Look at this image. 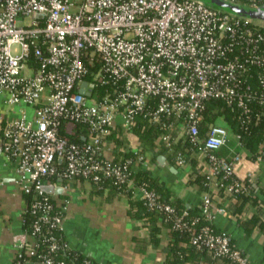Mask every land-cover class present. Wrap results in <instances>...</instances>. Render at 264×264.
<instances>
[{
  "label": "built area",
  "instance_id": "obj_1",
  "mask_svg": "<svg viewBox=\"0 0 264 264\" xmlns=\"http://www.w3.org/2000/svg\"><path fill=\"white\" fill-rule=\"evenodd\" d=\"M257 19L201 0H0V95L8 105L33 108L0 122V152L16 162L17 181L29 195L30 226L17 239L16 258L78 264L57 258L61 249L73 250L63 236L67 200L58 202L44 185L84 179L99 188L105 180L132 187L145 207L187 232L192 245L214 259L250 264L212 223L226 210L212 190L233 195L250 187L235 174L241 155L219 153L232 129L213 122L202 136L200 127L212 99L243 114L252 101L264 105V87L251 82L256 77L264 86V24ZM139 120L160 131L155 144L178 167L193 174L190 159L203 163L208 189L197 215L177 213L146 180L135 179L153 167L141 144L130 143L121 159L105 153L113 129L133 131ZM256 159L264 161V152ZM202 218L208 223L199 226Z\"/></svg>",
  "mask_w": 264,
  "mask_h": 264
},
{
  "label": "crops",
  "instance_id": "obj_2",
  "mask_svg": "<svg viewBox=\"0 0 264 264\" xmlns=\"http://www.w3.org/2000/svg\"><path fill=\"white\" fill-rule=\"evenodd\" d=\"M23 110L28 114L33 112V108L26 104L8 105L0 95V122L16 118ZM115 134L122 138L120 146ZM130 143L142 145L153 165L150 174L180 197L193 214H198L202 196L206 192L197 181L199 169L204 171L200 159L196 158L197 163L192 166L193 174H190L189 168H181L171 163L168 153L166 155L160 152L163 147L155 144L153 151L158 153V157L164 155L165 160L160 162L158 157L154 160L153 153L146 150L135 130L127 131L121 124L107 138L105 153L116 159L124 158L128 154ZM261 147L264 150V143ZM219 153L227 158H232L236 153L241 155L234 165L235 174L250 184L253 195L261 203L249 202L242 214L238 215L235 213L238 200L234 196L227 193L220 195L212 190L214 203L226 209L223 213H217L212 223L217 230L227 231L231 235L234 243L248 257L250 264H264V229L256 225L247 230L240 220V217L257 214L264 221V161L250 157L249 150L237 138L234 129L232 139ZM17 180L16 162L0 152V264H14L18 252L17 239L25 231L27 197ZM52 184L54 187H63L65 184L70 186L67 190L63 189L62 193L53 192L52 195L58 202L67 200L63 236L71 249L100 264H167L170 229L163 225L161 242L158 245L153 244L149 229L128 212V195L112 191L109 187L99 188L84 179H57ZM133 198L139 199L135 195ZM157 221L162 223L160 218ZM24 264L42 263L26 260ZM189 264L232 263L216 259L213 263L202 260Z\"/></svg>",
  "mask_w": 264,
  "mask_h": 264
},
{
  "label": "trees",
  "instance_id": "obj_3",
  "mask_svg": "<svg viewBox=\"0 0 264 264\" xmlns=\"http://www.w3.org/2000/svg\"><path fill=\"white\" fill-rule=\"evenodd\" d=\"M253 86L257 89L264 87L261 85L256 77L251 80ZM251 109L250 113L243 114L242 110L237 107L230 106L226 104L223 100L220 99H212L210 100L205 108L203 114V120L201 123V135L205 136L207 133L208 126L215 122L219 116H222L225 120L227 127L234 129L236 134L239 135V139L241 143L249 150L250 157L256 158L259 154H261L264 150L262 149V144L264 143V105L259 103V101H252L249 104ZM81 127H77V131H79ZM135 132L138 134L140 140L143 141L144 147L146 150H150L153 155L152 159L158 157V153L153 151L155 146V139L160 131L154 126L148 125L145 121L139 120L138 124L134 128ZM116 136L117 144L121 145L122 138L121 136ZM73 140L81 141V137L72 136ZM161 153H168L170 162L175 164L174 155L170 153L166 148H163ZM128 155V154H127ZM192 166L197 163V159L192 157L190 159ZM176 165V164H175ZM199 175L197 181L199 182L202 190H207L208 188L204 185V174L201 169H199ZM135 179L138 181L146 180L150 188L156 190L160 196L170 202L176 209L177 213L181 214L183 211H188L190 216H194L193 211L187 208L185 202L173 192L166 187V185L160 183L157 179H155L149 170L140 171L136 174ZM57 180V179H56ZM55 181V180H54ZM105 187H109L110 190L115 191L117 193H125L130 198V204L128 212L132 217H135L143 223V225L149 229L151 241L153 244L158 245L161 242V227L164 225L170 229V240L168 243V259L167 264H189L191 262H200L205 261L208 263H213L214 259L212 254L207 249H199L196 246L190 243V237L187 232L182 231L180 229H176L173 227V223L171 221L164 220L163 216L159 213L149 210L145 207L144 202L139 199L133 198L132 188L127 185H118L113 182L105 180L103 182ZM97 186V185H96ZM218 194L224 195L226 192L223 188L217 191ZM234 198L238 200V205L235 209V213L241 215L244 211L245 206L252 202L254 204H260V200H258L252 193V190H244L240 193L233 194ZM27 200H29V195L26 196ZM142 206V208H141ZM197 215V214H196ZM158 218H160L162 223H158ZM242 225L250 230L254 228V226L258 225L264 229V221L257 214H254L250 217H240ZM31 218L28 214H25V229H29ZM208 221L205 218H202L199 222V226L207 224ZM184 242L185 244H182ZM232 242H234L232 240ZM40 251H45L46 247L43 245L39 248ZM57 258L64 259L66 261L76 259L78 264H84L86 255L82 254L79 251L61 249ZM36 257H33V260H36ZM226 262H230L228 259H222ZM26 261V256L22 255L15 259L14 264H24ZM92 264H100L99 262L92 260Z\"/></svg>",
  "mask_w": 264,
  "mask_h": 264
},
{
  "label": "water",
  "instance_id": "obj_4",
  "mask_svg": "<svg viewBox=\"0 0 264 264\" xmlns=\"http://www.w3.org/2000/svg\"><path fill=\"white\" fill-rule=\"evenodd\" d=\"M204 3L217 7L232 13L239 14L244 17H250V18H258L264 20V4L257 8H249L243 5H239L237 3L229 2L226 0H201ZM42 16V15H39ZM86 84V83H85ZM83 92V90H82ZM158 160L161 162L162 160H165V156L161 155L158 157ZM44 189L48 193H62L63 187L58 186L54 187L53 185H44Z\"/></svg>",
  "mask_w": 264,
  "mask_h": 264
},
{
  "label": "rangeland",
  "instance_id": "obj_5",
  "mask_svg": "<svg viewBox=\"0 0 264 264\" xmlns=\"http://www.w3.org/2000/svg\"><path fill=\"white\" fill-rule=\"evenodd\" d=\"M31 21H32V17H28V18L26 19V23H29V22H31ZM257 22H259V23H263V24H264V21H261L260 19H257ZM215 123L218 124V125H223V126H226V127H227V124H226V122H225V120L223 119L222 116H219V117L216 119ZM230 139H232V131H231V130H230V135H229V140H228V141H230ZM228 141H227V142H228Z\"/></svg>",
  "mask_w": 264,
  "mask_h": 264
}]
</instances>
